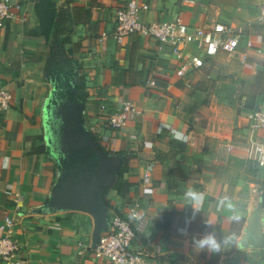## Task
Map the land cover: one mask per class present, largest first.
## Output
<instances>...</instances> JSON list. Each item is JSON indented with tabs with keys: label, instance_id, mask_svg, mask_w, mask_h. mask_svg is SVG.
Wrapping results in <instances>:
<instances>
[{
	"label": "crops",
	"instance_id": "obj_1",
	"mask_svg": "<svg viewBox=\"0 0 264 264\" xmlns=\"http://www.w3.org/2000/svg\"><path fill=\"white\" fill-rule=\"evenodd\" d=\"M20 1V15L0 27V88L13 93L0 115V235L14 236L25 251L0 264H105L92 248L111 216H130L132 208L143 213L134 220L148 264H264V168L225 145L264 94L241 111L210 104L208 115L199 112L219 91L212 80L228 53L209 59L186 87L177 60L156 40L113 37L117 8L128 0ZM135 1L147 6L143 22L243 26L254 46L228 55L240 59L244 75L262 65L256 47L264 45V26L253 23L264 22V0ZM54 44L76 63L73 92L101 153L91 180L66 182L55 159L46 77ZM127 100L137 107L131 121L109 127L100 105Z\"/></svg>",
	"mask_w": 264,
	"mask_h": 264
},
{
	"label": "built area",
	"instance_id": "obj_2",
	"mask_svg": "<svg viewBox=\"0 0 264 264\" xmlns=\"http://www.w3.org/2000/svg\"><path fill=\"white\" fill-rule=\"evenodd\" d=\"M24 6L20 0H0V27L15 20ZM135 0H128L117 8L115 26L111 33L122 42L128 35L139 34L154 39L162 51L169 52L176 60V74L184 80L186 87H192L191 76L213 57L222 53H234L242 47L254 46L251 38L242 27L222 20L204 21L199 25L186 23L182 18L143 22L139 18L142 9ZM258 20H264V2L260 4ZM106 36V33L103 35ZM13 93L10 89L0 88V115L10 108ZM105 112L109 127L119 129L132 119L137 107L131 100L122 106L112 108L106 103L100 105ZM242 133L227 139L225 145L233 152L243 154L247 161L256 168H264V105L254 107L246 115ZM149 181V174H144V182ZM143 213L132 208L130 216L114 213L107 229L98 237L92 248L95 258L105 264H148L151 253L138 245V224L134 219ZM10 224L12 221L6 218ZM24 245L12 235H0V259L10 260L21 256ZM154 264H159L154 262Z\"/></svg>",
	"mask_w": 264,
	"mask_h": 264
},
{
	"label": "rangeland",
	"instance_id": "obj_3",
	"mask_svg": "<svg viewBox=\"0 0 264 264\" xmlns=\"http://www.w3.org/2000/svg\"><path fill=\"white\" fill-rule=\"evenodd\" d=\"M254 26H264L256 21ZM264 55V45L256 47ZM262 63L256 66V72L244 75V67L236 56L225 55L218 63V73L212 80L218 84L215 96L209 95L199 110L200 116H206L210 104L226 106L227 110L254 107L259 94H264V56L258 59ZM76 74L74 59L54 44L47 61L46 77L53 85V95L48 105V131L55 145V159L60 169V176L68 182L91 180L96 175L101 153L95 142L93 128L73 92L72 80ZM228 99L227 100H224ZM220 109H224L221 107ZM246 111V110H245ZM244 111V112H245ZM213 110H210V113Z\"/></svg>",
	"mask_w": 264,
	"mask_h": 264
}]
</instances>
